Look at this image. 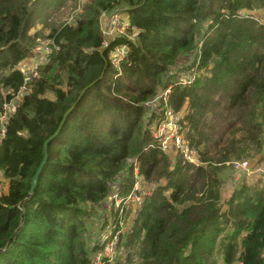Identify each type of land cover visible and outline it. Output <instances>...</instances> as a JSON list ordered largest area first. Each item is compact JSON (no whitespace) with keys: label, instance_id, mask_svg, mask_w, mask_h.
Listing matches in <instances>:
<instances>
[{"label":"trees","instance_id":"1","mask_svg":"<svg viewBox=\"0 0 264 264\" xmlns=\"http://www.w3.org/2000/svg\"><path fill=\"white\" fill-rule=\"evenodd\" d=\"M36 3L0 0V113L19 98L0 141V264H90L93 204L120 171L122 194L132 188L129 157L147 184L164 183L132 222L127 215L119 241L127 258L104 264L133 255L138 264H264V179H244L264 172L240 173L223 195L233 161L264 167V20L248 13L264 14V0H86L72 23L46 19L33 31L43 9ZM112 12L129 28L105 46L100 18ZM43 37L59 50L41 63L34 46ZM186 54L194 57L179 65ZM30 57L37 74L25 83L20 63ZM192 67L195 80L179 83ZM169 86L167 105L182 112L198 163L162 151L151 135L156 114L144 103ZM72 104L30 194L43 142Z\"/></svg>","mask_w":264,"mask_h":264},{"label":"built area","instance_id":"2","mask_svg":"<svg viewBox=\"0 0 264 264\" xmlns=\"http://www.w3.org/2000/svg\"><path fill=\"white\" fill-rule=\"evenodd\" d=\"M240 15H245L246 12L239 11ZM252 17H255L253 12H248ZM105 14H103L104 16ZM257 18L264 20V14H259ZM110 22H107V30L109 33L124 34L126 29L129 28V20L121 18L117 15L111 14ZM106 30V31H107ZM107 33V32H106ZM104 39V45L110 41ZM38 41V42H37ZM34 46L35 58L41 63L48 61V56L59 50L58 46L53 42L51 38H39ZM125 47H117L115 49V55L112 57V63L118 64L119 58L125 56ZM33 58V60L35 59ZM25 76V83H28L32 77H35L37 72L33 71L31 74L23 71ZM179 83L182 85L191 84L195 80V68L183 70L179 75ZM26 85H23L18 92L23 91ZM170 91V86L163 92H160L154 98L146 101L145 106L155 111L156 117L151 123V135L157 142L160 149L166 153L178 152L181 154L185 161L198 163V152L191 146L188 137L186 136V128L182 122V112H176L167 105V95ZM163 100L165 106L158 107V101ZM7 104L3 106V110L0 113V141L5 135L6 123L10 116L7 110H5ZM262 128L264 131V114L262 117ZM127 163L132 165L134 182L132 188L125 194H122L121 181L124 180L127 173L120 171L116 179L113 181L111 190L107 197L100 202L101 214L95 217L94 221V234L91 241L92 246H97L91 255L90 264H104L106 262H112L119 256L120 250L118 244L121 235L127 231L129 221L126 215L128 208L135 210L144 201L146 196L150 195L153 190V185L147 184L142 177L138 174L137 160L136 158H127ZM233 169L236 171L235 180L239 177L240 173H246L247 175L264 172L263 166H257L252 169L249 166V162L246 160H239L232 162ZM3 175L0 172V195L5 191V184ZM93 206H97L94 205ZM237 264H242L238 262Z\"/></svg>","mask_w":264,"mask_h":264},{"label":"rangeland","instance_id":"3","mask_svg":"<svg viewBox=\"0 0 264 264\" xmlns=\"http://www.w3.org/2000/svg\"><path fill=\"white\" fill-rule=\"evenodd\" d=\"M44 0H37V3L36 5L39 6L41 5L43 7L42 9V12L37 16V19H36V25H35V28L33 29L34 30H38V29H42V22L44 20L47 19V21H49L50 23H54V22H65V23H72L73 22V19L76 18V16H78L79 14V7H82L83 3L86 1V0H65L60 6H59V3L55 4V6L53 7H50L48 6V3L47 2H43ZM253 11V14L255 15V17H257L260 12L259 11H262V10H252ZM112 13L110 14H106V15H102L101 18H100V22H101V28L103 30V32H107L108 34H110V36H114L116 35L117 33H109L107 30V22H110V16H111ZM205 26V24H203ZM107 30V31H106ZM45 34L48 33L47 29L44 30ZM107 37L109 38V36L107 35ZM197 40L200 41L201 38H200V35L197 37ZM38 42V41H37ZM36 42V43H37ZM194 57L193 54H186V55H182L179 59L180 63L179 65H183L185 63H188L190 62V60ZM33 57H30L29 59L23 61L22 63H20V69L26 73H29L31 74L33 71H35V62L32 60ZM38 59V58H37ZM36 59V61H37ZM32 60V61H31ZM31 61V62H29ZM50 96H52L50 93H49ZM18 99L19 98H16L15 100H13L11 103H8L5 107V110H7V113L8 115L12 112L13 110V106L16 104V102H18ZM258 158V157H257ZM246 159H249V158H244L242 160H246ZM247 161V160H246ZM249 161V160H248ZM228 169L224 170L225 174H226V181L224 182V185H223V195L225 194H230V192L232 190L235 189L236 186H238L239 184H241L240 180H237L235 181V175L234 174V169H233V166H229L228 165ZM233 176V179H231ZM248 177V176H247ZM244 178L246 181L247 184H253V183H257V181L261 180V179H264L262 177H255V176H251V177H248V178ZM242 178V177H241ZM260 182V181H259ZM164 183L163 179H160L158 182L156 183H153V188L157 187L158 185ZM5 187V186H4ZM234 188V189H233ZM129 209V208H128ZM136 210H133V208L129 209L126 211V215H132V217L130 218V221L132 222V219L134 218V214H136ZM94 214L93 216L94 217H98L99 214H101V208H100V205H97L95 210H94ZM129 222V225L130 223ZM128 225V227H129ZM127 227V228H128ZM128 231V230H127ZM125 231L124 234L127 232ZM91 232V231H90ZM93 233V232H92ZM91 233V234H92ZM119 250H120V253H119V256H122V257H116L114 259V261H118L120 260L121 258L123 259H126L128 254H129V250L126 249L124 246H122V244H119L118 246ZM133 253L135 254L136 251ZM133 253H130V254H133ZM135 260H138V257L133 255V262L131 263H127V264H138L137 261ZM120 263L122 261H119ZM122 264H125V263H122ZM219 264H223V263H219ZM233 264H237L236 262H234Z\"/></svg>","mask_w":264,"mask_h":264},{"label":"water","instance_id":"4","mask_svg":"<svg viewBox=\"0 0 264 264\" xmlns=\"http://www.w3.org/2000/svg\"><path fill=\"white\" fill-rule=\"evenodd\" d=\"M103 35H104V38H105V39L109 40V38L107 37V33H106V32H103ZM73 106H74V104H72V105L69 107V109L64 113L62 120H61L60 123L58 124V126H57L56 130L53 132V134H51V135H50V136H49V137L43 142V157H42V159H41L39 165L37 166V168H36V170H35V172H34V175H33V177H32V180H31V183H30V189H29V193H30V194L33 193V190H34V188H35V185H36V182H37V179H38V175H39V173H40L42 167L44 166V164H45V162H46V159H47V144H48V142H49L52 138H54V137L58 134V132H59V130H60V128H61L62 123L64 122V120H65L67 114L73 109Z\"/></svg>","mask_w":264,"mask_h":264},{"label":"bare ground","instance_id":"5","mask_svg":"<svg viewBox=\"0 0 264 264\" xmlns=\"http://www.w3.org/2000/svg\"><path fill=\"white\" fill-rule=\"evenodd\" d=\"M50 64V63H49Z\"/></svg>","mask_w":264,"mask_h":264}]
</instances>
